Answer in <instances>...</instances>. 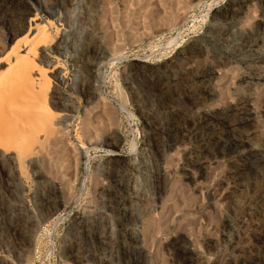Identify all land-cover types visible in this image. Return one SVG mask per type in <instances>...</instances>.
Returning <instances> with one entry per match:
<instances>
[{
	"label": "rangeland",
	"instance_id": "obj_1",
	"mask_svg": "<svg viewBox=\"0 0 264 264\" xmlns=\"http://www.w3.org/2000/svg\"><path fill=\"white\" fill-rule=\"evenodd\" d=\"M31 8L23 32L34 15L55 23L45 55L63 67L54 87L67 100L54 106L67 115L20 173L1 149L15 151L21 126L11 115L22 125L17 111L33 108L18 88L17 114L0 102L8 264H264V0H35ZM6 18L0 12L1 57L13 43L3 38ZM156 68L182 100L152 84ZM85 81L96 88L90 102ZM176 119L187 130L179 139ZM210 138L219 143L211 149Z\"/></svg>",
	"mask_w": 264,
	"mask_h": 264
},
{
	"label": "bare ground",
	"instance_id": "obj_2",
	"mask_svg": "<svg viewBox=\"0 0 264 264\" xmlns=\"http://www.w3.org/2000/svg\"><path fill=\"white\" fill-rule=\"evenodd\" d=\"M34 1L35 0H0V12H5V14H7V16H8V18H6V21L4 23L5 29H4L3 38L5 41H9V42L13 41V43L11 44L9 49L5 52V54L2 55V57L0 56V67L2 66V64L6 65V67L2 69V71H3L2 75L4 76V72H5L7 77H8V78L6 77L8 79V82L6 81L7 84L5 82L6 85L3 88L1 86L2 89L0 88V102L4 101L5 104L7 103V105L11 108H10V110H9V108L6 110H9L12 112L14 110V109L12 110V108L15 107V106L12 107V105L14 104V96L16 93L15 91H16V88H18V90H20L21 93L23 95H25L30 100V103H26L25 106L26 107L28 106L29 108H33L31 110L29 109L30 112H29V110L24 109L25 112L26 111L29 112V115H28V113L27 114L24 113L26 116L23 113H20V112H24L23 109H22V111H21V109L19 111L14 110V111H17L18 114L16 112H12L13 114H15V113L17 114V118L19 117L18 115H21L20 119H22L24 117V119H22V122H21L22 125H21V124H19V121L17 123L16 122L17 119L13 115H11L12 116L11 118L14 121L13 125L15 126V124H17V125L21 126L20 127L21 129L18 128L20 130V132L18 129L16 131V132H19V133H17V136L18 135L19 136L15 137V138L13 137L14 141H12L14 144L16 142L15 145H12V147L15 149V151L13 150L11 152V150H10L11 146H5L4 149H1V151H3V153L5 155H7V157L9 159H11L12 163L14 162V160H16L17 162L18 161L20 162V163L18 162V165H17L20 173H24L25 162L28 161L29 158L31 159V157L36 152V150H38L40 148V146L45 141H47L48 137L50 136V133L53 132L55 129H58V128H55V127H57L56 125L64 123V121L66 119V115H67L65 113V111H64V113H60V111H62L64 109L57 112L55 110L56 107L54 106L56 102L58 104V103H62V102L67 100L66 99V100L62 101L61 95L58 94L56 87H54V86H56V84L58 82H60L62 80V77L64 76L62 73L63 67L57 63L56 64H49L50 62L48 60H46V55H45V48L53 45L54 39L57 35L56 34L57 32L54 30L55 27H53V24H55V23L48 21V20H46V22L44 23V22H42V20H40L39 17L34 15L33 17L29 18L28 30L26 32L25 31L23 32L24 26L26 24V18L30 14V10L32 9L31 4ZM91 46L93 47L92 49H93V52H95V54H96V52L100 53V51H101L100 48L94 46L93 44H91ZM54 48L56 51H59V49H60V45H58L57 41L55 42ZM163 65H164L163 67L167 68L165 66V64H163ZM157 68L155 69V71L153 70L155 72L156 76H154L152 78V84H154V86L160 90L161 95L163 97H165V99L175 97V100L176 99L179 101L182 100L183 98H182L180 92L178 91L176 85H173V84L167 85L168 84L167 83L166 85L162 86V83H161V85L159 84L160 81L158 79V76L161 74H159V75L157 74V72H156ZM196 68H199V67H196ZM162 70H163V68H162ZM174 71H171V73ZM49 72L51 74H49ZM192 73H195V69H194V72H192ZM6 78H4V79H6ZM171 80H173V79H171ZM193 80H195V79L193 78ZM169 82H171V81H169ZM80 84H81L80 86H83V88L82 87L81 88L85 92H88L87 97H88V100L90 102V100H92V97L94 95L96 88L90 86L91 84H89L87 81L81 82ZM48 95H49V99H47ZM161 95H160V97H161ZM191 96H192V93L190 94V97ZM16 99L21 100L18 98H16ZM165 99H163V100H165ZM17 100H16V102H17ZM23 102L24 101L22 100V103ZM2 103H0V105ZM17 103L20 104L19 101ZM61 106H63V105H61ZM68 107H70V106H68ZM66 108H67V106H66ZM209 117H210V119H212L210 115H209ZM14 118H15V120H14ZM236 119H237V117H236ZM198 120H200V118ZM216 121L219 122L221 125H225L226 127L230 126L231 123L233 122V121H231L230 117H224V118L220 117ZM180 122L181 121H179V119H176V121L173 122L174 125L172 124L173 125L172 129H173V133H174V134H172V136H174L173 138H175V139H179L178 136L181 133H183V131H187L186 127H184V125ZM211 122H212V120H211ZM211 122H209V123H211ZM236 123H237V125H235ZM213 125H214V123H213ZM232 125L240 126L242 124L240 121H237V122L234 121ZM58 127H60V126H58ZM160 128L161 127H159V126L155 127V132L157 133V135L161 134ZM203 128H205V127H203ZM239 128H241V127H239ZM210 129H212V128H210ZM218 129H220V128H218ZM221 129H223V128H221ZM233 129H235V128H233ZM228 130H229V128H228ZM189 131L194 132L193 134L194 135L196 134V136H197L198 131H199L198 130V124H194V126L192 125V128ZM211 131H213V130H211ZM16 132H15V134H16ZM221 132H220V134H221ZM234 132H237V131H234ZM214 133L216 134V131ZM217 133L219 134L218 131H217ZM224 133H226V132H224ZM229 133H232V132H229ZM204 134H202V135H204ZM0 136H1V133H0ZM10 136H12V135H10ZM214 136L215 135H213V137ZM223 137L224 136H222V138ZM227 138H228V136H227ZM11 139H12V137H11ZM11 139H9V142ZM214 139L218 140V137L214 138ZM214 139L213 138L206 139V140L204 139V141H205L204 144L207 147H210V149H211L212 146L214 147V145L219 144ZM224 139L226 140V138H224ZM117 141H118L117 139H114L112 141V144L116 145ZM220 141H221V139H220ZM222 141H224V140L222 139ZM239 142H241V141H239ZM248 142H249V140H248ZM241 143H240V145H241ZM222 144H224V143H222ZM245 144L248 145L247 142ZM219 148H221V147L219 146ZM215 149H214L215 150L214 152L220 153L218 148H215ZM220 150H222V149H220ZM229 151H227V152L229 153ZM207 153L209 154L210 152L208 151ZM249 154H248V156H249ZM238 156H240V155H238ZM114 162L116 165L119 166V164H120L119 160H114ZM10 166L13 167V164ZM9 170H10V172H12L11 168ZM238 186H240V185H238ZM234 210H237V208ZM0 264H8V259L6 258V256L1 255V254H0Z\"/></svg>",
	"mask_w": 264,
	"mask_h": 264
}]
</instances>
